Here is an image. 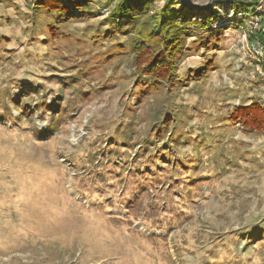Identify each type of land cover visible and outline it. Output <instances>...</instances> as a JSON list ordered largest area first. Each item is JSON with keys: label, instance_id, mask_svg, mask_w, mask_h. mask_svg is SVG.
<instances>
[{"label": "rangeland", "instance_id": "obj_1", "mask_svg": "<svg viewBox=\"0 0 264 264\" xmlns=\"http://www.w3.org/2000/svg\"><path fill=\"white\" fill-rule=\"evenodd\" d=\"M116 3L63 21L0 0V264H264V133L228 118L264 107L253 17L218 4L169 92L134 75ZM164 113L183 121L158 135Z\"/></svg>", "mask_w": 264, "mask_h": 264}, {"label": "trees", "instance_id": "obj_2", "mask_svg": "<svg viewBox=\"0 0 264 264\" xmlns=\"http://www.w3.org/2000/svg\"><path fill=\"white\" fill-rule=\"evenodd\" d=\"M94 1L32 0V10L43 12L48 17L54 15H56L54 18L63 17L60 18L63 21H74L85 15L94 17L95 14L91 12ZM116 1L107 18L112 29L128 36L134 61V75L137 79L143 80L141 82H147L151 88L157 90L167 88L169 92H176L184 83H187L186 78L178 75L179 64L186 56V42L194 36L195 31H208L212 34L214 25L222 21L217 8L218 4L223 6L226 12L232 10L236 16L239 15L240 29H245V23L249 18L253 17L251 19L253 20L258 16L261 19L262 28L248 32V40L253 45L258 42L263 46L261 59H264V15L256 13V9L262 5L261 0H219L215 4L203 7H190L184 0H162L164 3L161 7H156V0ZM54 21L55 24L58 23L56 22L58 20ZM220 33L222 32L219 31ZM212 38L210 35V39ZM260 64L264 69V63ZM207 73L199 74L193 71L189 77H197V80L203 81ZM17 109L21 110L19 107ZM169 117L168 113H164L160 122L154 124L158 125L156 129L158 135L162 129L174 133L177 130L175 124L179 125L183 121L180 114ZM228 118L233 124L239 123L245 131L264 133V107L259 102L233 107L228 112ZM55 120H57L56 117L51 120L49 132ZM167 153H170V149L164 154Z\"/></svg>", "mask_w": 264, "mask_h": 264}, {"label": "built area", "instance_id": "obj_3", "mask_svg": "<svg viewBox=\"0 0 264 264\" xmlns=\"http://www.w3.org/2000/svg\"><path fill=\"white\" fill-rule=\"evenodd\" d=\"M218 2L219 0H214L213 2ZM262 1V5L261 6H259L257 9H256V13H262L263 15H264V0H261ZM220 9V8H219ZM219 13H220V15L222 16V21L221 22H219V23H217V24H215L214 25V27L215 28H223L224 27V25L225 24H227V21H224L223 20V15L221 14V11L219 10ZM232 14V16L231 17H233L235 14H234V12L232 11L231 12ZM260 18H258V17H255L254 19H253V21H255L254 22V24H253V27L254 28H251V30H256V29H259V28H262L261 27V24H260ZM258 21V22H257ZM264 27V26H263ZM264 29V28H263ZM257 44H255V45H253L252 46V50H253V54L255 55V56H257V57H260L261 56V54H262V50H263V46L261 45V44H259L258 42H256Z\"/></svg>", "mask_w": 264, "mask_h": 264}]
</instances>
